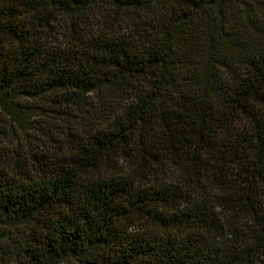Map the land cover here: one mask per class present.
<instances>
[{"label":"trees","instance_id":"1","mask_svg":"<svg viewBox=\"0 0 264 264\" xmlns=\"http://www.w3.org/2000/svg\"><path fill=\"white\" fill-rule=\"evenodd\" d=\"M0 116V264H264V0H0Z\"/></svg>","mask_w":264,"mask_h":264},{"label":"rangeland","instance_id":"2","mask_svg":"<svg viewBox=\"0 0 264 264\" xmlns=\"http://www.w3.org/2000/svg\"><path fill=\"white\" fill-rule=\"evenodd\" d=\"M106 9H99V8H95L93 11L90 12V22L94 25L101 22H104V14H106ZM69 33H70V28L67 27V24L65 23V21H63L62 19H57L56 21L53 22V24L51 25V28L49 31L46 32L47 36L45 37V41H47V43H52L53 45H59L61 44L62 46L67 43V41H69L70 37H69ZM94 102V105L97 106L95 104V101L92 100V103ZM98 116L96 117H81L79 116V120H77L76 122H78L79 124L82 125V127H84V124H92V123H96V125L100 122V120L104 117L102 115V113L97 114ZM99 117V118H98ZM58 119H60L58 117ZM83 119V120H81ZM5 118H1L0 116V125H2V122L5 124V129H1L0 132V149H11L13 147H15V143L17 142V137L16 134L8 129V125L5 122ZM56 121V120H55ZM57 126L60 127H66L68 125H65L64 122H60L58 121V123L56 124ZM98 126V125H97ZM44 130H48L51 135L53 136V138L58 139V134L59 131L58 129H55L53 131V129H51L50 127H48L47 125H43V131L39 132L38 130H31L32 133H30L29 135L32 137V142L37 145L36 146V150H39V147L41 148L42 145H49L52 144V141L48 139V137H46V133ZM44 132V133H43ZM17 133V132H16ZM20 133L18 132V137H19ZM52 146V145H51Z\"/></svg>","mask_w":264,"mask_h":264}]
</instances>
